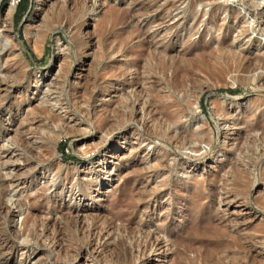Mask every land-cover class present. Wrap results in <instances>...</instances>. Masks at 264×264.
<instances>
[{"label":"rangeland","instance_id":"rangeland-1","mask_svg":"<svg viewBox=\"0 0 264 264\" xmlns=\"http://www.w3.org/2000/svg\"><path fill=\"white\" fill-rule=\"evenodd\" d=\"M17 4L0 264H264V0Z\"/></svg>","mask_w":264,"mask_h":264},{"label":"trees","instance_id":"trees-1","mask_svg":"<svg viewBox=\"0 0 264 264\" xmlns=\"http://www.w3.org/2000/svg\"><path fill=\"white\" fill-rule=\"evenodd\" d=\"M28 6H29V0H19L18 4L16 6V10H15L14 15L17 17L21 16L23 13L26 12V9L28 8ZM228 92L231 93L230 90ZM57 149H58L59 153L61 154L63 161H69L70 159H72L71 157L64 154V150L66 149V143L65 142L60 143Z\"/></svg>","mask_w":264,"mask_h":264},{"label":"bare ground","instance_id":"bare-ground-1","mask_svg":"<svg viewBox=\"0 0 264 264\" xmlns=\"http://www.w3.org/2000/svg\"><path fill=\"white\" fill-rule=\"evenodd\" d=\"M249 1H250V0H249ZM251 2H252V1H251ZM254 7H255V6H254ZM143 35H144V34H143ZM248 62H249V61H248ZM250 62H251V60H250ZM137 64H138V63H137ZM248 64H249V63H248ZM243 65H244V64H243ZM249 65H250V64H249ZM242 68H243V67H242ZM133 69H134V68H133ZM246 69H247V67H246ZM243 70H244V69H243ZM243 70H242V71H243ZM244 72H246V71H244ZM169 75H170V74H169ZM152 81H153V80H152ZM153 86H154V84H153ZM140 88H141V87H140ZM153 90H154V89H153ZM122 101H123V100H122ZM158 108H159V107H158ZM147 130H148V129H147ZM179 134H180V133H179ZM181 134H182V132H181ZM182 136H183V135H182ZM82 153H83V152H82ZM84 153H85V152H84ZM84 153H83V154H84ZM1 209H2V208H1ZM2 210H3V209H2ZM7 210H8V209H7ZM200 224H201V223H200ZM189 225H190V224H189ZM190 226H191V225H190ZM193 227H194V226H193ZM187 228H188V227H187ZM187 228H186V229H187ZM193 229H194V228H193ZM191 230H192V229H191ZM192 231H193V230H192ZM182 233H183V232H182ZM154 234H155V233H154ZM178 240H179V238H178ZM182 240H183V239H182ZM192 248H193V247H192ZM189 249H190V248H189ZM191 250H192V249H191ZM246 254H247V253H246ZM255 263H256V262H255Z\"/></svg>","mask_w":264,"mask_h":264},{"label":"built area","instance_id":"built-area-1","mask_svg":"<svg viewBox=\"0 0 264 264\" xmlns=\"http://www.w3.org/2000/svg\"><path fill=\"white\" fill-rule=\"evenodd\" d=\"M19 0H16V2H18Z\"/></svg>","mask_w":264,"mask_h":264}]
</instances>
